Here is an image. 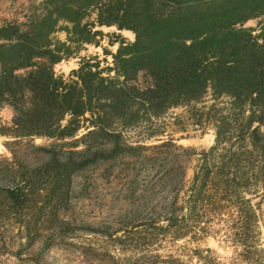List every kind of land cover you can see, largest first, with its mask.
Here are the masks:
<instances>
[{"label": "trees", "instance_id": "trees-1", "mask_svg": "<svg viewBox=\"0 0 264 264\" xmlns=\"http://www.w3.org/2000/svg\"><path fill=\"white\" fill-rule=\"evenodd\" d=\"M3 1L0 136L12 159L0 163L9 183L0 221L11 219L26 246L50 249L65 233L75 175L142 158L161 163L174 192L160 218L125 233H147L137 238L146 246L159 235L210 238L245 264H264L255 201L264 196V0ZM87 44L101 57H81L67 79L54 73ZM176 107L213 135L188 180L181 158L194 150L158 139L159 120ZM21 143L37 163L16 158ZM148 258L141 264L175 262Z\"/></svg>", "mask_w": 264, "mask_h": 264}, {"label": "rangeland", "instance_id": "rangeland-1", "mask_svg": "<svg viewBox=\"0 0 264 264\" xmlns=\"http://www.w3.org/2000/svg\"><path fill=\"white\" fill-rule=\"evenodd\" d=\"M6 6L0 4V18L7 14L1 11ZM103 33L112 32V28H101ZM121 36L131 39L127 31ZM63 40L62 32L53 35ZM106 46V38L100 41ZM110 49H113L111 47ZM96 55L101 57L100 47L87 44L71 57L61 60L53 66L56 75L68 78L69 71L76 67L81 57ZM208 103V102H205ZM163 136L170 138L183 148L189 147L194 153L183 154L181 158L185 177L188 180L195 164L196 153L208 148L213 142L212 130L194 127L186 119L185 109L176 107L159 120ZM134 132L129 131L128 136ZM6 138L0 136V163L10 161L11 155L4 146ZM35 144L45 143L35 140ZM152 143H158L153 141ZM16 158L29 164L38 162V156L32 153L26 144L14 148ZM172 154H178L171 150ZM163 167L159 161L153 163L145 159H123L113 163H100L96 167L75 175L71 181L68 206L64 212L67 220L65 233L58 244L43 252L38 251L39 242L31 247L25 245L22 234L16 231L12 220L0 221V264H141L148 256L157 254L160 258H170L174 264H245L233 250L218 244L210 238H182L174 240L169 236L155 238L151 246L140 243L137 238L147 233L126 232L137 222H146L149 218H160L166 204L171 200L174 189L163 180ZM175 179L177 173L174 174ZM9 184L0 175V186ZM259 200V243L264 249V196ZM130 228V229H129ZM120 230V231H117ZM47 233H43L45 236ZM120 244L113 241L115 236L123 235Z\"/></svg>", "mask_w": 264, "mask_h": 264}]
</instances>
